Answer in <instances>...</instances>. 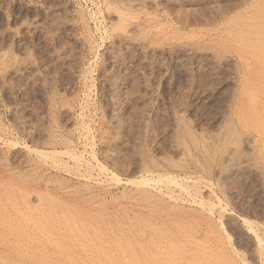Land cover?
Listing matches in <instances>:
<instances>
[{"label": "rangeland", "instance_id": "obj_1", "mask_svg": "<svg viewBox=\"0 0 264 264\" xmlns=\"http://www.w3.org/2000/svg\"><path fill=\"white\" fill-rule=\"evenodd\" d=\"M0 264H264V0H0Z\"/></svg>", "mask_w": 264, "mask_h": 264}, {"label": "bare ground", "instance_id": "obj_2", "mask_svg": "<svg viewBox=\"0 0 264 264\" xmlns=\"http://www.w3.org/2000/svg\"><path fill=\"white\" fill-rule=\"evenodd\" d=\"M47 155L48 156H53V157H56V156H58L59 155V153L57 154V153H55V152H50V153H47ZM60 156V155H59ZM77 157V156H76ZM78 158V157H77ZM80 159H81V157H80ZM79 160V159H78ZM83 162H84V160H83ZM42 229V228H41ZM10 232V231H9ZM5 233H7V232H5ZM17 233V232H16ZM256 233V232H255ZM46 234V233H45ZM46 236V235H45ZM44 240V239H43ZM256 240L258 241V243H261L262 242V239L260 238V236L258 235V234H256ZM37 241V240H36ZM38 242V241H37ZM13 243V242H12ZM39 244V243H38Z\"/></svg>", "mask_w": 264, "mask_h": 264}]
</instances>
